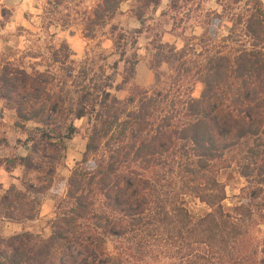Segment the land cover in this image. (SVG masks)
Instances as JSON below:
<instances>
[{"label":"trees","instance_id":"trees-1","mask_svg":"<svg viewBox=\"0 0 264 264\" xmlns=\"http://www.w3.org/2000/svg\"><path fill=\"white\" fill-rule=\"evenodd\" d=\"M123 1L98 3L86 34L112 19ZM150 1L160 0H139L143 7ZM191 1L171 0L170 7L177 12L180 2ZM220 4L222 13L209 21L228 18L227 38L236 45L227 53L206 48L197 60L179 64L184 77L201 83L198 96L191 86L181 102L137 88L117 98L102 67L90 77L83 66L73 74L65 44L52 54L64 71L58 88L48 72H28L4 60L0 100L22 126L35 124L27 130L32 151L17 160L26 170H38L42 189L50 187L55 162L77 133L74 120L91 116L92 124L68 180L67 203H58L49 234L23 231L0 238V264H75L77 255V264H211L194 253L199 244L208 247L214 264H241L235 251L249 233L252 211L249 203L225 204L219 176L236 173L255 182L250 200L264 183V7L261 0ZM136 16L141 19L140 8ZM182 55L159 45L151 66ZM125 62L119 90L134 77V62ZM39 149L52 161L49 170L35 167L43 157ZM25 184L34 189L38 182ZM192 198L209 210L193 215ZM35 216L26 193L11 187L0 196V217L21 222ZM110 241L117 243L113 250ZM251 254L254 264H264V239L260 256L256 249Z\"/></svg>","mask_w":264,"mask_h":264},{"label":"rangeland","instance_id":"rangeland-1","mask_svg":"<svg viewBox=\"0 0 264 264\" xmlns=\"http://www.w3.org/2000/svg\"><path fill=\"white\" fill-rule=\"evenodd\" d=\"M101 1L0 0V69L4 60H8L22 65L28 72L46 71L55 77V88H58V81L64 71L52 54L61 44H65L74 67L73 74H77L83 66L90 77L98 74L99 67H102L104 76L109 75L107 89L117 98L124 99L137 88L149 94L156 90L165 94L167 101L181 102L191 86L192 95L198 96L201 83L195 77H184L183 70L178 68L179 64L183 60H197L206 48L227 53L236 45L227 38L228 18L224 17L219 22L209 21L215 14L222 13L220 0L180 2L182 8L177 12L171 9V0H160L158 5L150 1L145 7L139 0H124L112 19L101 27H94L91 35H87L86 23ZM261 1L264 7V0ZM139 8L142 11L140 20L136 16ZM159 45L167 54L182 51L183 55L181 58L176 56L168 63L162 61L157 69L152 68L151 62ZM127 58L134 62V77L119 90L117 86L124 76ZM67 87H71L70 80H67ZM91 124V116L74 120L77 133L66 142L65 151L55 162L50 187L42 189V183L37 178L38 170H26L17 160L19 156H26L32 151L27 141V130L35 124L30 122L22 126L14 110L6 108L0 100V196L13 187L16 191L26 193L28 199L34 202L36 211L35 218L21 222L0 217V238L7 239L23 231L43 236L49 234L50 221L58 212V203H67L68 180L82 158ZM38 153L43 156L40 149ZM51 164L52 161L43 156L35 167L49 170ZM219 179L225 185L227 198L224 202L227 206L249 203L252 211L248 222L249 233L241 243H237L235 256L241 259V264H254L250 260L251 253L256 249L260 256L264 239V183L261 192H257L256 198L250 200L255 182L228 172H222ZM27 180L37 181V188L27 189ZM188 208L195 216L209 210L206 204L194 198L189 199ZM116 245L114 241L108 243L110 250ZM194 253L205 256L211 264L215 263L214 258L210 259L205 244L194 246ZM76 259L75 264L81 257L77 255Z\"/></svg>","mask_w":264,"mask_h":264}]
</instances>
